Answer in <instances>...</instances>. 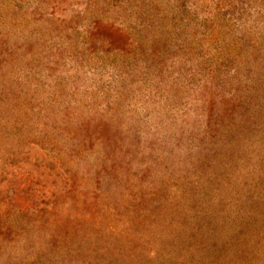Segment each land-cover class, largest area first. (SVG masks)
Listing matches in <instances>:
<instances>
[{
    "label": "rangeland",
    "instance_id": "1",
    "mask_svg": "<svg viewBox=\"0 0 264 264\" xmlns=\"http://www.w3.org/2000/svg\"><path fill=\"white\" fill-rule=\"evenodd\" d=\"M0 264H264V0H0Z\"/></svg>",
    "mask_w": 264,
    "mask_h": 264
}]
</instances>
